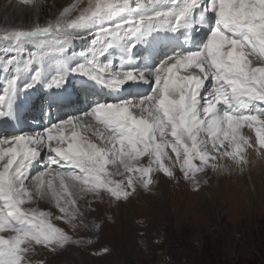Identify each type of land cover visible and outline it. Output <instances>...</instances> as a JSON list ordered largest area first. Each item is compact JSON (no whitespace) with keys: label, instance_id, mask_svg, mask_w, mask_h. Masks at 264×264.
<instances>
[{"label":"snow or ice","instance_id":"6c2138e0","mask_svg":"<svg viewBox=\"0 0 264 264\" xmlns=\"http://www.w3.org/2000/svg\"><path fill=\"white\" fill-rule=\"evenodd\" d=\"M194 9L200 10L197 20L204 27H207L204 24L205 13H213L215 17L214 24L198 48L172 52L151 69L123 68L124 64L131 62L132 49L138 42L148 43L153 33L177 32L190 24ZM102 18L115 22L98 29L92 46L78 54L74 53L82 58L81 62L68 67L64 60V45L69 41L68 34ZM50 32L56 39L55 47H44H50L64 62L61 65L63 71L59 70L44 83L46 90L61 88L67 83L69 75L84 76L110 90H118L128 81H143L151 84V90L139 101L129 98L116 102H98L87 112L69 116L42 131L0 137V159L7 157L3 170H0V201H3L0 228L10 226L24 237L39 233L49 243L52 240L67 239L58 235L59 229L46 224L44 219L29 216L18 207L22 199L16 183L29 176V170L42 150L52 168L62 164L65 168L78 169L82 176L69 171L67 177L85 183L100 180L108 163L119 160L121 165L132 171L133 168L126 161H135L145 153L159 160L161 154H166V148H171L177 155L180 148H183L182 170H186V176L188 171L195 175L200 168L193 161L203 162L210 158L206 144L210 142L214 149L217 145L223 147L225 140L235 139L234 136L230 137V132L242 124L251 125L258 119L256 115L245 113L264 114V106L257 104L259 102V105H264V67H251L248 60V57L255 56L264 61V0H148L147 4L137 0H96L94 7L67 25L57 21L55 28L38 27L8 33L4 39L11 44V48L3 49L10 57L5 68L11 69L13 64L19 63L14 53H22L26 42L47 36ZM125 37L131 42L122 43ZM114 47L125 53L115 70L111 59L106 62L99 59ZM44 55L42 50L39 55L36 52L28 53L29 59L24 63V71L27 72L29 66L33 65L35 70L31 72V80L23 89L17 87L21 72L19 67L15 69L16 74L3 83V89L0 90V118L13 116L18 91L42 81L44 73L39 64L34 62L43 61ZM124 57H128V61ZM193 69L198 72L190 71ZM180 70L189 74L179 75ZM162 73L167 75L162 76ZM206 83L208 90L203 91ZM137 109L139 114L134 115ZM82 117H90L103 126L104 134L94 133L104 141L102 147L90 142L87 137L78 138L75 131L70 138L64 135V129L69 125L75 129L83 124L86 125L84 129H88L90 124ZM53 131L56 135L52 134ZM201 132L207 135V141L198 139ZM262 133L264 128L257 129L258 142L264 146ZM185 138L191 142L190 145L185 142ZM116 145H119V150ZM233 151L238 154L240 145L236 144ZM161 169L172 175L163 165ZM140 170L146 175L149 172V168ZM57 175L60 176L62 187L66 188L64 176L59 173ZM43 176L44 172L41 171L34 179L40 180ZM129 184L131 186V181ZM49 187H52L51 181ZM110 191L114 196L128 195L126 191ZM20 244V235L7 240L0 236V264H22L18 255Z\"/></svg>","mask_w":264,"mask_h":264},{"label":"rangeland","instance_id":"374dc122","mask_svg":"<svg viewBox=\"0 0 264 264\" xmlns=\"http://www.w3.org/2000/svg\"><path fill=\"white\" fill-rule=\"evenodd\" d=\"M88 2L89 0H0V67L2 64L5 67L10 58L3 51L11 48V44L4 39L8 33L29 31L38 27L55 28L57 21L67 25L89 9ZM17 10L23 15H15ZM33 12L40 14L36 17L32 15ZM101 28L103 27L99 25H89L83 29L70 30L67 37L69 41L64 45L65 50L70 54L88 50L97 30ZM122 43L127 44V37ZM55 44L56 39L51 32L47 36L33 38L26 42L22 53H14L19 63L11 67L24 69L29 52L39 55L42 50L44 59L53 58L51 48ZM44 45H50L51 48ZM112 50L122 52L118 47L110 49ZM75 57L78 61L71 63L69 67L81 62V57ZM105 57L103 62L112 57L118 60L117 54L113 56L109 52ZM164 57L156 58L158 63ZM250 59H258L259 64L256 67H264V61L259 58L251 56L248 57ZM40 64L42 68L44 63ZM34 70L35 65L29 66L28 71ZM150 90L151 84L148 83L146 93L137 97L130 88L125 99L139 101ZM41 101L42 99L37 98L33 107L37 108ZM79 114L76 112L73 115ZM134 114H139L138 109ZM256 115L261 116L264 121V114L257 112ZM88 123V129H84L86 125L83 124L75 129L71 125L66 126L64 135L70 138L75 131L81 138L87 137L90 142L102 147L104 141L100 135L94 133L103 134L105 129L96 124L104 131L101 132L98 126ZM50 125H38L27 132L42 131ZM85 131L92 133L83 136ZM52 134L56 135V132L53 131ZM94 136H97L96 140ZM238 141L229 145H234V148L236 144L240 145L241 157L233 150L231 155L225 156H237L236 170L225 165L224 156L211 157L208 154L210 158L203 162L193 161L194 164H199L200 171L195 175L188 171L186 176V170L181 168L184 161L182 151L179 155L175 153L174 159L168 156L166 158L170 157L169 159L164 157L163 160H156L154 156L146 153L144 158L138 156L135 161H126L133 168L132 171L125 168L120 174L121 170L117 167L121 163L117 160L105 165L110 181L102 179L85 183L82 180L68 179L69 171L82 176L78 169L61 168V164H57L55 171L51 168L44 170L42 179L49 177L52 182L51 189H57L66 195L63 202H53L48 193H41L42 189L33 187L32 184H38L34 177L40 175V171L44 169L41 167L32 172L29 179L27 176L18 181V187L30 186L33 190L32 194L25 193L26 196L30 195L29 201L22 202L18 207L29 216L44 219L46 224L59 229L58 235L67 239L52 240L49 243L39 233L24 237L7 225L1 228L3 237L7 240L14 237V234L20 235L18 255L22 264H254L255 253L252 252H256L259 245L264 244V152L257 155V159L262 160L261 164L245 162L244 155L247 153L248 144ZM53 146H56L55 143ZM215 150H218V146ZM215 150H209L211 155ZM37 161L40 159L35 163ZM149 161L152 163H148ZM161 165L173 174L165 173ZM142 168H149L147 175L140 170ZM57 173L64 176L66 188L62 187ZM110 189L120 193L126 191L128 195L114 196ZM0 208H3V201H0ZM40 213L44 215L40 216Z\"/></svg>","mask_w":264,"mask_h":264},{"label":"bare ground","instance_id":"6f19581e","mask_svg":"<svg viewBox=\"0 0 264 264\" xmlns=\"http://www.w3.org/2000/svg\"><path fill=\"white\" fill-rule=\"evenodd\" d=\"M95 1L96 0H89V6L90 7H94L95 6ZM103 2V0H102ZM137 2L141 3V4H147L148 3V0H137ZM92 4V5H91ZM135 5L133 4V7ZM89 7V8H90ZM44 8V7H43ZM43 11V10H42ZM199 9H194L193 10V13H192V16H191V20H190V24L184 26V27H181L179 30H184L187 32V34H191V33H196V32H200V30L197 31V28H199L201 26V24L198 22L197 20V17H198V14H199ZM40 12V11H39ZM20 15L22 16L23 13L19 10L15 11V15ZM40 14V13H39ZM38 13L36 12H33L32 15L33 16H36L38 17L39 16ZM26 15V14H25ZM209 15L210 13H205V16H204V24L206 23V21L208 20L209 18ZM127 18V17H126ZM115 21L114 20H107V19H100L98 22L94 21L92 23H90L89 25H91L92 27H94L95 25H99L101 27H104L105 25L109 24V23H114ZM88 25V26H89ZM196 26V27H195ZM205 28V27H204ZM93 31V30H92ZM154 35L157 34L156 38L154 37H150V40L148 43H143V42H138L136 44V46L132 49V53H131V56H132V60L130 63H126L123 65V68L125 70L127 69H134V70H143V69H151V68H154L156 66V57L159 55V51H162L163 52V48L167 45V46H171L172 43H167V42H164L167 40V35H169V40L173 41L177 35L175 33H172V32H161V33H153ZM152 34V35H153ZM200 35V34H199ZM158 37H161L162 40L161 43L160 41L156 40ZM182 41L185 42V38L182 39ZM202 38L200 37L199 40L194 44L195 46L192 47L193 50H195L196 48L199 47V45L202 43ZM131 42V40L129 39V43ZM170 42V41H169ZM158 44H162L160 46H158ZM186 44L184 43V46ZM189 47V46H188ZM192 49H189L187 51H190ZM109 53H111L113 56H115L117 54L118 56V59H120L122 56L125 55V53L121 52V53H118L117 51H110L109 50ZM165 53L166 55L169 53L168 49L165 50ZM54 54V57L51 58V59H43V61H37L36 63L39 64V66L41 67V64L40 63H44L42 64V72L44 73V76L42 78V81L37 83V86L40 87V86H43L44 85V81L47 82L48 79L51 78L52 75L56 74V72H58L59 70L63 71V67H61L62 63L64 62L63 60H61L60 56L57 54V53H53ZM74 54H70L67 50H65V53H64V60L67 64V66L69 67V65L72 63L73 64V61H74ZM106 58V57H100V61L103 62V59ZM125 61H128V57H124ZM47 61V62H46ZM111 61H114L112 58H111ZM249 63H250V66L251 67H256L258 64H259V61L258 59L257 60H254V59H250L249 60ZM120 62H118L117 64L116 63H112V67L114 65H116L114 67L113 70H115L118 66H119ZM61 67V68H60ZM8 69V68H7ZM12 69V68H11ZM11 69H8V71H6L7 73L9 71H11ZM173 71H176L175 69ZM190 71H194L193 70H190ZM195 72H198V70H196ZM107 74V73H106ZM105 74V75H106ZM178 74H185V75H188L189 73L188 72H185L184 70H180ZM108 75V74H107ZM163 75H167V73H162V76ZM71 75L68 76L67 78V83L61 87L62 90H71V86H69L68 82L71 80L70 79ZM29 79H31V72H25L23 75L19 76L18 78V85L20 88H22L24 86V83H28L29 82ZM83 79V78H82ZM89 79V78H88ZM91 81V79H89ZM73 81H71V84H72ZM131 88L134 90V94L139 97L141 96L142 94L146 93V91L148 90V83H145L143 81H128L126 82L125 84H123L119 89H121L120 91V96H116L117 97V101L119 100H124L127 96L124 95V93L126 94L127 90ZM45 89V88H44ZM60 88H51V89H48L45 91H47V98H53V91L55 90H58ZM87 94H83V99L86 101H90L91 102V105L93 106L95 104V99L96 97L92 95V90L89 89V88H86L85 89ZM208 90V86H207V83H206V86H205V89L203 91H207ZM38 91H40L38 89ZM203 91H202V96H203ZM111 92L113 94L117 93L118 90H111ZM123 92V93H122ZM91 93V94H90ZM36 94V92L30 94V97H32L31 99H27V104L28 106L30 107V104L33 100V96ZM81 97V96H80ZM102 98V97H101ZM110 101H105V102H112V99H108ZM102 101V100H101ZM100 102V101H99ZM98 103V102H97ZM84 104V103H83ZM81 104L80 102V106H85V107H80L78 108V111H76L77 113L79 112L80 114L84 113V111L87 109V107H89L88 105H83ZM263 106V105H261ZM52 107V112L50 114H46V116L41 119L40 117H36L32 122L33 124L32 125H36V124H42L43 121L46 122V121H51L52 118H54L56 116V119L57 120H60L62 117H67L66 115L68 114L67 112H62L61 108H55L53 105L51 106ZM31 108V107H30ZM86 108L85 110H82ZM60 111L62 114H65L64 116L63 115H60ZM139 111V110H138ZM76 112H74V107H71V111H70V114L71 116H74L73 114H75ZM15 113H19L18 111H16ZM134 114V112H133ZM251 113H247V115H249ZM20 115V114H19ZM60 115V116H59ZM134 115H138V114H134ZM201 115H203V113L201 112ZM256 115V114H255ZM27 117H33L32 114H29V115H26ZM258 119L254 122H252L251 125L245 123V124H242L240 128H237L235 129L233 132H230V137L234 136L235 139H230V140H225L224 142V145L223 147H220L219 145L218 146V150L214 151V153L211 155V150L213 147L212 145L209 146L211 143L209 142L207 145L206 144V151L208 154H210L211 157H222L224 156V163L225 165L228 167L230 166V169L231 170H236L238 169L237 168V163L238 162L236 160V157L239 156V158L241 157L240 154L233 158H229V157H225L228 155V153H230L232 150H234V145H229L230 143H234L236 140H239L238 142H243L246 144H248V150H247V153H245V162H250V163H254V162H257V164H261L262 163V160L261 159H257V155L259 152L263 151L264 152V146H262L259 142H258V137H257V134H256V131L257 129H261L263 128L264 124H261V121H263L262 117L261 116H258ZM60 117V118H59ZM87 122H90L92 124H94V126L97 124L96 121H92L90 117H85L84 118ZM21 121H18L16 124L18 126V124L20 123ZM15 124V125H16ZM44 124V123H43ZM12 126V125H11ZM15 127L14 131H1L0 132V135H6V136H9V135H14V134H21V133H24V134H31L33 132H27V131H30L31 129H26L24 127V124L23 126H20V127ZM98 126V125H96ZM99 127V126H98ZM66 128V127H65ZM101 132H104L100 127L98 128ZM26 131V132H24ZM90 134L92 132H84L83 136L87 135V134ZM104 134V133H103ZM264 134V133H262ZM10 137V136H9ZM78 138H81V136L78 135ZM93 138H95V140L97 139V136H94ZM198 139H202L204 141H207V135L203 132H201L200 134H198ZM185 142L186 143H189L190 145V141L187 140V138H185ZM104 144V143H103ZM102 144V145H103ZM9 145H4V147H8ZM108 147H111V145H108ZM118 150H119V145L116 147ZM241 150V148H240ZM165 153L166 154H161L160 158H163L165 157H168V156H171L172 158L175 157V152L172 151L171 148H166L165 150ZM180 151L183 152V155H184V150L183 148H180ZM179 151V153H180ZM45 152L42 150L41 151V155L39 157L40 161H37L39 163H33V165L31 166V170L29 172V176H28V179L33 175L34 172H36L39 168H41V165L44 164L45 167L44 169H42L41 171H44V170H47V169H53L54 171L57 169L56 167L57 166H53L54 168H52V166L50 164H48V162L44 159L45 157ZM182 154V153H181ZM146 155V153L144 155H141V157L139 158H144ZM177 155V154H176ZM236 155V154H235ZM43 157V158H42ZM170 158V157H169ZM169 158H166V159H169ZM181 158V157H180ZM183 158V157H182ZM238 158V159H239ZM174 159V158H173ZM6 160H7V157L3 158V159H0V166L2 167V169L0 170H3V164L6 163ZM228 160H231V161H228ZM240 160V159H239ZM170 161V160H168ZM172 161V160H171ZM15 163V162H14ZM148 163H152V161H149ZM208 163H210L208 161ZM206 164V163H205ZM239 164V163H238ZM119 165V163H118ZM62 166V164H61ZM217 167V166H216ZM219 167V166H218ZM61 168H65V167H61ZM171 168V167H169ZM182 168V167H181ZM179 168V170L181 169ZM118 170H121L120 174L123 172V170L125 169V167L123 165H120V167H117ZM176 169V168H175ZM229 169V168H228ZM173 170V169H172ZM217 170V168H216ZM40 171V172H41ZM33 172V173H32ZM39 172V173H40ZM172 172V171H171ZM55 173V172H54ZM173 174V173H172ZM219 175V174H218ZM109 174L108 172L106 171V169H104V173L101 175V179H104L106 181H110V179L108 178ZM38 177V176H37ZM44 177V176H43ZM41 177L40 180H38V184L36 185V183L32 184L33 187L36 189L38 188V190L41 191V193H48L50 199L53 201V202H58L59 200L63 202V200L66 199V195L61 193L60 191H58L57 189L56 190H53L51 188H49V181H51V179L49 177H46L45 180H43ZM18 183V182H17ZM16 183V188L19 192V195L22 199V202H27L29 201V198L28 196H26V192H28L29 194H32L33 193V190H31V187H24V188H20L18 187V184ZM39 186V187H38ZM55 188V187H53ZM76 189V187H75ZM74 189V190H75ZM73 190V189H72ZM71 192V191H70ZM69 192V193H70ZM73 194V192H71ZM35 196V195H33ZM72 196V195H71ZM70 196V197H71ZM75 197V196H74ZM73 198V197H71ZM75 199V198H74ZM60 203V202H59ZM0 236H3V232H2V229L0 228ZM17 236L16 234H14V237ZM26 244V243H25Z\"/></svg>","mask_w":264,"mask_h":264},{"label":"trees","instance_id":"16d2710c","mask_svg":"<svg viewBox=\"0 0 264 264\" xmlns=\"http://www.w3.org/2000/svg\"><path fill=\"white\" fill-rule=\"evenodd\" d=\"M255 253V263L254 264H264V244L259 245L256 252H252V254ZM242 264V263H239Z\"/></svg>","mask_w":264,"mask_h":264}]
</instances>
